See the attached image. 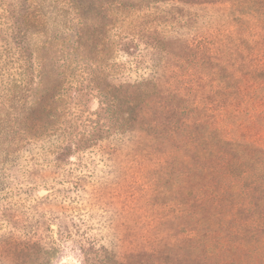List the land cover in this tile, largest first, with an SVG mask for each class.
I'll use <instances>...</instances> for the list:
<instances>
[{
	"label": "rangeland",
	"instance_id": "obj_1",
	"mask_svg": "<svg viewBox=\"0 0 264 264\" xmlns=\"http://www.w3.org/2000/svg\"><path fill=\"white\" fill-rule=\"evenodd\" d=\"M261 171L264 0H0V264H264Z\"/></svg>",
	"mask_w": 264,
	"mask_h": 264
},
{
	"label": "trees",
	"instance_id": "obj_2",
	"mask_svg": "<svg viewBox=\"0 0 264 264\" xmlns=\"http://www.w3.org/2000/svg\"><path fill=\"white\" fill-rule=\"evenodd\" d=\"M55 2H58V1H60V0H54ZM7 23V22H6ZM13 35V34H12ZM14 38V37H13ZM75 38L78 40L79 38H80V33L78 34H76L75 35ZM77 40H75L74 41V43L75 44H80V41H77ZM31 41H32V39H31ZM93 41H95L94 39H93ZM32 42H30V40H29V42H28V44L30 45ZM94 43V42H93ZM11 50V49H10ZM9 50V51H10ZM28 52H29V50H30V48L28 47ZM74 50H79V46H77V47H75L74 48ZM5 51H7L8 52V49H6ZM30 57V56H29ZM31 58V57H30ZM261 173H262V175L264 176V172L263 171H261ZM258 190H259V193L261 194V196H262V198L261 199H259L260 201H262L263 199H264V181L262 182V185H260V186H258ZM247 195V197L248 198H250V200L251 199H253L254 197H255V194L253 193V192H250V193H248V194H246ZM258 196V195H257ZM221 198H222V195L220 196ZM222 199H219V201H221ZM218 201V200H217ZM257 208L256 209H251V208H249V210H248V212H256V213H258V218L255 220V221H257L256 222V225L259 227V228H261V229H263L264 228V215H263V209L261 208V207H259V206H256ZM261 209V210H260ZM214 215H216V213L214 214ZM222 215H223V213H219L218 215H217V217H219V220L220 221H222ZM262 215V216H261Z\"/></svg>",
	"mask_w": 264,
	"mask_h": 264
}]
</instances>
